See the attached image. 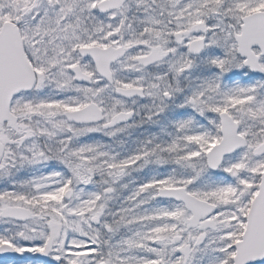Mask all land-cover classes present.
Wrapping results in <instances>:
<instances>
[{"label":"snow or ice","instance_id":"obj_1","mask_svg":"<svg viewBox=\"0 0 264 264\" xmlns=\"http://www.w3.org/2000/svg\"><path fill=\"white\" fill-rule=\"evenodd\" d=\"M0 264H264V0H0Z\"/></svg>","mask_w":264,"mask_h":264}]
</instances>
